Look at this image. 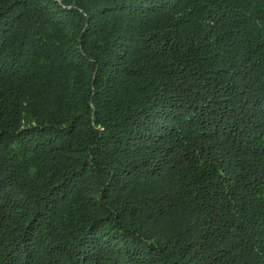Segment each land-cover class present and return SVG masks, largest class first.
Segmentation results:
<instances>
[{
    "label": "trees",
    "instance_id": "1",
    "mask_svg": "<svg viewBox=\"0 0 264 264\" xmlns=\"http://www.w3.org/2000/svg\"><path fill=\"white\" fill-rule=\"evenodd\" d=\"M0 264H264V0H0Z\"/></svg>",
    "mask_w": 264,
    "mask_h": 264
}]
</instances>
